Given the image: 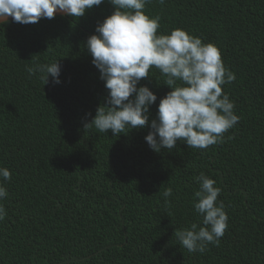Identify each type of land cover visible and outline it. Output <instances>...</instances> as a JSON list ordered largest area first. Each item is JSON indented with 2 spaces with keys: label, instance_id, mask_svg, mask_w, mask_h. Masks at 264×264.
I'll use <instances>...</instances> for the list:
<instances>
[{
  "label": "trees",
  "instance_id": "16d2710c",
  "mask_svg": "<svg viewBox=\"0 0 264 264\" xmlns=\"http://www.w3.org/2000/svg\"><path fill=\"white\" fill-rule=\"evenodd\" d=\"M114 10L109 0L73 18L0 26V167L11 179L0 220V264H264V0H151L157 34L182 29L212 43L236 79L222 85L238 122L206 149L177 141L153 151L148 126L113 135L85 126L108 90L87 38ZM57 59L60 83L27 69ZM138 82L171 89L151 68ZM228 137H231L229 139ZM203 173L216 181L228 227L203 253L179 244L196 223ZM172 189L168 202L162 196Z\"/></svg>",
  "mask_w": 264,
  "mask_h": 264
},
{
  "label": "clouds",
  "instance_id": "9594fccd",
  "mask_svg": "<svg viewBox=\"0 0 264 264\" xmlns=\"http://www.w3.org/2000/svg\"><path fill=\"white\" fill-rule=\"evenodd\" d=\"M103 2L0 0V26L7 24L9 17L13 22L35 24L41 19H53L58 12L79 18ZM109 2L114 10L96 25L94 34L86 41L92 64L99 70L108 94L106 103L97 107L95 116L85 126L94 125L100 133L111 130L115 136L148 126L150 131L144 139L156 152L173 149L177 141L199 149L224 142L223 134L239 117L233 111L234 103L222 90V85L236 77L225 68L218 48L179 28L169 34H157L160 17H151L144 11L151 0ZM153 67L166 77L164 84L171 90L160 98L156 118L150 121L149 106L157 101V96L146 85H137L150 76ZM27 71L41 73L43 84L48 82L49 75L54 83H60L57 59L51 64L29 67ZM10 179V171L0 167V181ZM194 179L200 184V190L194 193L197 198L194 209L202 215L203 226L198 228L192 223L175 235L189 252L203 253L209 243L219 245L228 227V216L223 202L217 203L221 189L214 186L216 181L203 173ZM172 194L170 187L163 191L166 203ZM7 196L0 182V201ZM5 216L0 203V220Z\"/></svg>",
  "mask_w": 264,
  "mask_h": 264
},
{
  "label": "water",
  "instance_id": "95a60500",
  "mask_svg": "<svg viewBox=\"0 0 264 264\" xmlns=\"http://www.w3.org/2000/svg\"><path fill=\"white\" fill-rule=\"evenodd\" d=\"M56 15H63V14H61V13L58 12V13H56ZM8 20H12V18L9 17Z\"/></svg>",
  "mask_w": 264,
  "mask_h": 264
}]
</instances>
